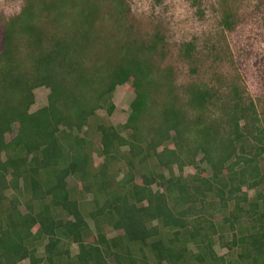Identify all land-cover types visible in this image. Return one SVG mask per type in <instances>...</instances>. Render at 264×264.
I'll list each match as a JSON object with an SVG mask.
<instances>
[{
	"label": "trees",
	"instance_id": "16d2710c",
	"mask_svg": "<svg viewBox=\"0 0 264 264\" xmlns=\"http://www.w3.org/2000/svg\"><path fill=\"white\" fill-rule=\"evenodd\" d=\"M234 25L225 14L222 30ZM169 49L161 24L137 29L128 0H26L4 22L0 264H264V111L235 82L179 90ZM197 52L179 48L192 73ZM129 82L127 122L94 131ZM185 166L197 172L177 176Z\"/></svg>",
	"mask_w": 264,
	"mask_h": 264
},
{
	"label": "rangeland",
	"instance_id": "374dc122",
	"mask_svg": "<svg viewBox=\"0 0 264 264\" xmlns=\"http://www.w3.org/2000/svg\"><path fill=\"white\" fill-rule=\"evenodd\" d=\"M128 2L138 30L152 32L156 24H161L166 30L170 49L164 66L173 67L179 90L196 82L223 88L222 92L226 94L230 84L235 82L255 102L259 113L264 111V0H162L160 4L156 0ZM25 3L26 0H0V33L4 22L20 14ZM225 14L233 17L235 25L231 31L222 30L221 22ZM191 41L197 45V73H192L188 63L179 58L180 46ZM49 92L45 87L35 90L32 112L47 105ZM134 98L131 82L117 87L112 96L115 106L112 115L108 114L107 108L98 111L90 121L93 130L99 123L115 127L124 125ZM91 136L99 141L97 135ZM94 162L98 166L103 159L94 154ZM201 167L210 174L205 165ZM261 167L264 172V163ZM163 171L158 169L157 173ZM174 172L177 176L188 177L197 171L194 167L185 166L182 171L175 167ZM165 175L169 176L167 172ZM69 182L71 186L76 185L74 179ZM154 190L157 187L154 186ZM247 192L250 198L256 194L253 190ZM108 235L111 238L115 233L108 232ZM70 250L75 256L77 245H71ZM215 250L220 256L227 253L218 245ZM37 256L44 258V245L39 246ZM110 263L115 264L112 259Z\"/></svg>",
	"mask_w": 264,
	"mask_h": 264
}]
</instances>
